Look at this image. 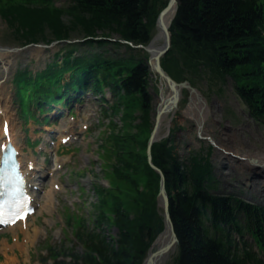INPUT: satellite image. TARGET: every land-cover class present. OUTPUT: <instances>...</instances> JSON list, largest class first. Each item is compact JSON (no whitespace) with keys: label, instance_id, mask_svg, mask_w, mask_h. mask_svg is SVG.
<instances>
[{"label":"trees","instance_id":"trees-1","mask_svg":"<svg viewBox=\"0 0 264 264\" xmlns=\"http://www.w3.org/2000/svg\"><path fill=\"white\" fill-rule=\"evenodd\" d=\"M33 1L1 9L22 44L77 36L103 51L68 56L62 68L51 64L35 80L26 72L18 73L15 80L28 98L26 104L36 98L42 108L44 100H59L58 94L65 96L71 87L87 86L97 92L109 86L115 97L113 113L124 110L123 119L141 118L138 132L118 128L109 134L117 158L112 167L116 185H96L95 218L92 213L90 219L80 216L74 231L82 249L67 245L68 237L60 245H49L52 264H142L163 229V217L158 206L160 175L146 152L152 125L148 53L129 42L151 40L157 15L168 0H69L66 6ZM171 31L172 47L162 60L165 69L194 85L231 77L250 116L264 125V0H178ZM116 35L117 40L110 39ZM64 69L74 70L66 91L60 84ZM29 87L33 95H27ZM153 159L166 176L179 238L176 264H264L263 205L217 192L209 154L193 151L187 161L181 160L172 137L154 143ZM125 182L135 190L134 204L120 187ZM103 224L118 228L111 240Z\"/></svg>","mask_w":264,"mask_h":264},{"label":"rangeland","instance_id":"rangeland-1","mask_svg":"<svg viewBox=\"0 0 264 264\" xmlns=\"http://www.w3.org/2000/svg\"><path fill=\"white\" fill-rule=\"evenodd\" d=\"M26 1L29 0H2L0 2V45L20 48L16 52H11L12 55L7 58L9 74L0 84V117L10 116L13 119L17 140L23 142L25 154L32 156L31 148L25 144L26 140L27 138L34 140L41 137L43 127L32 119L28 122L21 119L20 99L16 96V85L13 82L14 74L18 69L25 67L34 71L40 70L48 62L56 59L57 53L61 60L65 51L62 43L49 45V47L34 44L26 47L17 45L14 26L3 17L1 9L14 2ZM33 2L35 4L43 3L40 0ZM68 3L69 0L44 1V4L52 6H66ZM158 33L159 29H154V35L156 36ZM161 43L162 39L157 41V44ZM85 50L86 47L81 46L78 51L80 53ZM3 68L4 66L0 62V70H4ZM66 77L63 81L69 79ZM199 84L202 95L209 106L208 116L204 122V135L212 136L221 148L228 152V154H224L217 147L211 150L214 173L219 179L218 190L222 193L240 194L246 198L251 196L264 203L261 190L254 186V180H260L256 174L257 171L248 170L247 162H241L229 154L264 153V125L256 122L249 115L242 101L234 92L231 77L228 76L225 81L216 78L210 81L202 80ZM164 89L168 91L166 86L162 88L161 80L158 78L151 80L152 110L149 117L153 123ZM189 95L192 96L188 90H185L177 114L170 123V128L175 129L173 133L175 152L184 161L188 160L193 151H201L206 154L210 150V141L198 136L196 120L186 113L190 104ZM101 96V94L86 93L83 101L77 102L74 106L75 121H72V118L70 119L67 114H63L53 122L49 121L50 129L54 130L65 124L68 125L70 122L73 126L71 129L74 131V139L67 143L56 141L54 146L47 145L49 149H52V153L59 149V153L62 155V167L56 171H54V155L49 154L45 163L46 152H40L43 138L40 139L41 144L35 146V159L39 168L49 171L44 188L39 193L41 204L37 214L29 221L27 228L18 227L16 230H7L6 237L0 236V264H46L44 260L48 255V245H60L66 236L70 239L66 240L67 245L75 244L78 249H82V246L77 244L76 238L73 237L78 226L77 222H80L79 216H83V214L88 216L89 212L95 211L94 204L98 202V195L95 192L96 185L99 183L111 187L116 185L112 176V167L117 158L111 148L109 142L111 135L109 136V134L118 128L122 129L124 133L138 132L136 125L139 123V118L123 119L124 110L115 116L105 112L103 106L110 109L109 105L113 103V98L108 92L109 101L105 105L100 99ZM197 103L201 105V102ZM50 113L48 112L46 115ZM139 114L140 110H137L136 115ZM166 131H168L167 125L163 132L166 133ZM105 140H108L107 143ZM55 181L59 184V189L54 187L55 185L53 186ZM120 187L123 189L126 200L134 204L135 190L132 184L125 182L120 184ZM162 211L160 209L161 216ZM73 212L76 213L73 214ZM132 213L135 215L134 211ZM77 215L79 216L76 218ZM92 216L95 218L94 215ZM15 231L18 232V238ZM105 233L106 235L116 234L117 228L113 226L107 230L105 227ZM175 256L176 254L173 253L166 264H175ZM52 262L53 260L50 259L49 263Z\"/></svg>","mask_w":264,"mask_h":264},{"label":"water","instance_id":"water-1","mask_svg":"<svg viewBox=\"0 0 264 264\" xmlns=\"http://www.w3.org/2000/svg\"><path fill=\"white\" fill-rule=\"evenodd\" d=\"M177 9V0H169L167 6L163 8V10L160 12L157 20L158 26L161 28L164 43L162 46L156 49H152L150 46H145L146 49H148L152 53L151 57V63L154 68V70L158 73L160 78L164 80L167 85L171 89V95L170 97L163 103V105L158 109L157 118H156V124L153 129V132L151 134V137L149 139L148 144V157L149 162L151 166L156 169L160 174V193H159V199L160 204L163 208V215H164V221H165V227L163 231L158 235V237L155 239L151 247L149 248L148 255L144 259L143 264H155L156 256L159 254L167 253L170 251L174 246H177L179 242V238L177 235V232L175 230V224L170 212V197L166 188V179L165 174L161 168H159L154 162H153V156H152V145L153 143L158 139L157 134L159 131L160 121L163 113L166 111H169L171 109H176L178 102L181 98L182 90L183 88H189L190 92L196 93L200 96V99H202V96L198 89L193 87L188 81H182L178 82L175 80L172 76L169 75V73L164 69L161 59L162 57L169 51L171 44H172V38H171V30H170V24L165 21V16L172 10ZM202 122L199 123V136H202ZM208 139L211 140L213 144H215V140L211 137ZM168 234L169 235V241L165 244H163L161 247H158L156 250H153V247L157 245L159 242H161L162 237Z\"/></svg>","mask_w":264,"mask_h":264},{"label":"bare ground","instance_id":"bare-ground-1","mask_svg":"<svg viewBox=\"0 0 264 264\" xmlns=\"http://www.w3.org/2000/svg\"><path fill=\"white\" fill-rule=\"evenodd\" d=\"M174 15V10H171L166 16H165V21L167 23H169L172 20V17ZM160 39H162V34H158L157 37L155 38V40L153 41L152 47L155 48H159V44H157V41H159ZM8 52L7 51H0V58L1 61L3 62L4 65H6L5 69L7 70L8 68V62L5 60V57L8 56ZM171 90L169 91H165V89L162 91L161 93V101L158 104L160 107L163 105V103L170 97L171 95ZM192 99L190 101L189 106L186 109V113L189 114L190 116H192L195 120H197V122H205V120L207 119L208 116V103H201L198 104L196 100H199V98L192 95ZM205 104V107L204 105ZM170 110L168 112H165V114L163 115L162 120H161V124H160V130H159V136L160 135H164L166 134L165 132H163L164 127L167 125L169 127V124L172 122L173 118L176 115L177 111ZM10 120L11 117H9ZM5 120L8 119H3L2 120V125H4L3 123L5 122ZM12 122V121H11ZM1 125V131H0V139H2L4 137L3 134V126ZM204 128V127H203ZM15 130V127H14ZM65 128L61 129L60 132V137H67L69 136V134H71V131L68 130L66 131ZM12 134V133H11ZM14 134V133H13ZM15 136V134H14ZM13 137V136H12ZM13 141H15V138H13ZM16 142V141H15ZM217 142V141H216ZM18 145L19 143L16 142ZM20 148H22V146H20ZM222 153L226 154V152L224 150H220ZM1 155L2 152L0 151V159H1ZM231 155V154H230ZM240 159L239 161L241 162H247V165L249 166L247 169L250 171H257L258 176L260 177V180H254V186H256L257 189L261 190L262 196L264 197V153H247V154H240ZM252 159H256L257 162L254 163L252 161ZM16 226H13L12 228H14ZM169 241V235L165 234L162 239L161 242H159L153 250H156L158 247H161L163 244L167 243ZM175 252V246L168 251L167 253H163V254H159L156 256V260H155V264H166L167 261L170 260L171 256L173 255V253Z\"/></svg>","mask_w":264,"mask_h":264},{"label":"snow or ice","instance_id":"snow-or-ice-1","mask_svg":"<svg viewBox=\"0 0 264 264\" xmlns=\"http://www.w3.org/2000/svg\"><path fill=\"white\" fill-rule=\"evenodd\" d=\"M4 130H5V133L7 134V132H8V126H7V124L5 123V126H4ZM22 218V217H21Z\"/></svg>","mask_w":264,"mask_h":264}]
</instances>
